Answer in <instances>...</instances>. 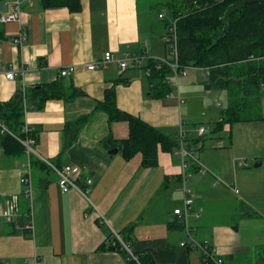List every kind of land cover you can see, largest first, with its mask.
Masks as SVG:
<instances>
[{"label":"crops","instance_id":"1","mask_svg":"<svg viewBox=\"0 0 264 264\" xmlns=\"http://www.w3.org/2000/svg\"><path fill=\"white\" fill-rule=\"evenodd\" d=\"M8 1L0 0V13L7 9ZM80 3L79 12H70L65 7L44 9L40 0H31L22 3L20 22L0 23L4 30L0 101L10 99L22 87L56 80L60 68L76 65L64 82L85 94L70 101L47 100L42 109L25 110L22 119L36 130L32 136L36 153L56 165L79 166V187L85 186L86 179L92 180L87 197L74 189L62 192L56 173L33 154L31 213L35 228L30 234L23 229L29 201L19 182L27 157L6 155L0 147V264H128L121 252L97 248L111 241V228L123 232L130 225L127 242L131 250L148 254L154 264H206L199 248L180 245L187 241L188 233L173 213L183 203L177 147L159 150L153 167H142L140 154L125 160L117 141L128 136L127 122H109L108 115L95 105L113 85L118 108L177 139L190 110L187 99H200L201 104L206 100L207 116L205 112L200 116L215 122L225 107V96L218 92L208 99L209 91L202 96L187 91L185 87L195 86L204 74L203 69L189 68L177 82L179 93L186 98L184 104L178 105L176 98H150L141 66L147 58L168 54L162 40L164 30L150 14L151 6L140 17L136 0ZM21 31L24 40L18 45L14 38ZM107 51L115 59L127 52L141 55L139 63L131 64L140 69L123 70L116 61L104 69L85 68ZM10 69L16 71L14 79L5 77ZM120 78L130 81L124 85L116 81ZM82 115L88 117L78 137L68 144L64 126ZM204 134L197 141L185 133V143L195 147L196 157L210 170L195 169L189 177L193 197L189 235L215 249L226 264H264V119L238 122L231 128L225 125L209 141ZM114 147L117 151L109 153ZM256 159L261 160L260 167L253 166ZM14 195L18 209L7 221L2 216L3 202ZM219 202L224 206L213 211L211 206ZM194 228H201L202 233L195 235Z\"/></svg>","mask_w":264,"mask_h":264},{"label":"trees","instance_id":"2","mask_svg":"<svg viewBox=\"0 0 264 264\" xmlns=\"http://www.w3.org/2000/svg\"><path fill=\"white\" fill-rule=\"evenodd\" d=\"M235 1L237 0H180L178 4H171L168 18L166 15L161 18L164 22L162 40L167 53H171V47L164 36L169 26L175 25L177 69L207 70L208 75L203 76L202 80L205 88L226 90L227 105L222 108L220 119L215 121L214 132H220L225 125L231 128L238 122L264 119L261 113V99L264 96V0L248 3L241 11L232 13L228 31L223 32L221 18L228 4ZM40 4L44 9L65 7L70 12H79L82 7L80 0H40ZM3 37L4 30L0 24V38ZM165 60L171 62L174 57H165ZM141 68L145 74L148 72L146 78L150 98H164L172 91L169 79L173 76V71L167 63L147 58ZM116 81L127 85L130 80L120 78ZM16 94L6 101H0V121L18 137L24 138L32 137L36 131H22L25 110L42 109L50 99L70 101L85 93L76 86L65 84L64 78L58 77L48 83L22 87ZM95 109L104 111L109 122H127L128 136L117 141L125 160L140 154L141 166L153 167L158 163L159 150L173 151L178 146L177 139L118 108L113 85L105 89L103 99L97 102ZM87 117L88 115H82L72 123L65 124L68 144L78 137L79 128ZM0 147L6 155H24L23 145L8 133H0ZM131 232L132 225L117 233L127 242ZM97 249L121 252L128 264H154L152 258L145 253H135L138 262L129 258L112 234L111 241L106 245L101 243Z\"/></svg>","mask_w":264,"mask_h":264},{"label":"built area","instance_id":"3","mask_svg":"<svg viewBox=\"0 0 264 264\" xmlns=\"http://www.w3.org/2000/svg\"><path fill=\"white\" fill-rule=\"evenodd\" d=\"M31 0H9L7 9L0 13V23H8V22H20V16H21V8L23 2H30ZM160 18H164V14H159ZM175 25L172 24L169 26L167 30V34L164 36V40L168 42V45L171 47V54L172 57H174V60L171 62H168L164 58H155L162 60V62L167 63L172 71L173 75L175 76V86L177 88L178 92V77L179 75H185L184 69H177L178 63H177V47H176V29L174 27ZM24 32H19L18 36L14 38V42L16 44H21V42L24 40ZM151 58V57H150ZM113 61H116L118 63V66L125 70L129 64L139 63L141 61V55L138 54H130V53H124L121 58L115 59L113 56V53L111 51H107L104 53V55L95 61H92L88 64H85V68L87 70H94V69H104L109 66V64ZM76 65H69L62 67L58 70V76L65 78L73 73L75 70ZM20 74L23 75V69L19 70ZM148 74V72L146 73ZM14 75H16V71L13 69L7 70L5 72V77L7 79H14ZM208 75L207 70H204L203 76ZM166 98H176L178 105L184 104V100L182 97L178 94L176 96L175 92H169L165 96ZM31 130L30 127L27 125V123H24L22 131L24 133H28V131ZM0 133H8L14 138H16L24 147V154L27 157V160L25 164L23 165L24 171L23 174H21L19 178L20 184L25 187L23 189V195L28 199L29 201V207L30 210L28 212V219L26 223L23 225V229L30 233H34V220L31 213V206H32V182H31V156L33 154L37 155V158L42 160L53 172L56 173L58 178V186L62 192H67L71 189L76 190L84 197H87V194L90 190L89 186L92 183L91 179H86L85 186L79 187L77 184V179L80 175V167L73 164H62V165H56L47 158L42 157L33 148L34 139L30 136H26L24 138L18 137L14 132H11L3 123L0 121ZM198 133L204 134L205 128L203 126H199ZM177 141L178 146L176 148V153L179 156V167H180V181H181V191L183 195L182 199V206L174 208L173 213L176 216L177 220L180 222V224L183 226V229L188 233V239L187 241L181 242V246H185L186 244H190L196 248H199L203 253V260L210 262L212 264H225L223 259L216 255L215 249H213L211 246H209L207 243L204 242H197L195 241L190 235H189V216L191 214V207L193 204V197L191 190L189 189L187 183L189 181V177L192 175V171L195 169H198L199 171H206L210 172V170L200 162V160L196 157V149L194 146H189L185 143V133L183 129L180 127L179 132L177 134ZM228 187H232L231 184H227ZM234 188V187H233ZM237 187L234 188V192H237ZM18 197L16 195L9 197L7 200L3 202V208H2V216L5 220L10 221L13 217V215L16 214L18 209ZM92 204V203H90ZM95 208V206L93 205ZM98 213V218L101 219V222H104L103 216L96 210ZM198 216V214H196ZM111 228V227H110ZM111 234L117 241L118 245L120 246V249L123 250L129 258L135 260L138 262L136 254L131 250L130 245L126 240L122 239L121 236L113 229L111 228Z\"/></svg>","mask_w":264,"mask_h":264},{"label":"rangeland","instance_id":"4","mask_svg":"<svg viewBox=\"0 0 264 264\" xmlns=\"http://www.w3.org/2000/svg\"><path fill=\"white\" fill-rule=\"evenodd\" d=\"M137 2V6H138V10L141 11L140 13V17H143V13L144 11H146L147 8H149L148 6H151V10H150V14L154 15V19L155 22L158 23V25L162 26L163 25V19L158 17V12L164 13L167 18L170 16V12H171V4L175 3L178 4L180 3V0H136ZM168 58H172V54L168 53L167 54ZM128 69H140L139 66H133V65H129L127 67ZM188 69H184V72L187 73ZM190 70V69H189ZM178 78H182V75H179ZM170 83L172 85V92L176 93V96L179 94L182 99L185 101V96L183 97L179 91H177V88L175 86V76H171L170 77ZM179 82V79H178ZM197 84H194L195 86H186L185 89H187V91L192 92L193 94H197L198 96H202L204 95V92L209 91L207 98L210 99L212 96H216L217 93L219 92V94H222L225 96V106L227 105V101H228V97L226 95V90L223 89H211V88H205L204 83L202 82V76H199L196 80ZM180 85H182V81L180 83ZM216 92V93H214ZM216 94V95H214ZM215 100V98H214ZM200 99H195L192 102L187 99V104L189 106L190 104V110L188 111L187 116L185 117V123L183 124V129L185 131V133H187L188 135H192L194 138L198 139L199 138V133H198V128L199 126H203L205 128V130L207 131V133L204 134V137L206 138V141H209L213 138H217L219 132L214 133L213 128L215 126V122L214 121H206V116H207V108H206V100H204V103L201 104ZM261 103L264 105V96L261 99ZM201 112H205L206 116L201 117L200 114ZM261 112L264 114V110L262 108ZM216 120H219L218 118ZM215 120V121H216ZM215 135V136H214ZM191 185L190 183H187ZM231 199V198H230ZM224 205H222L220 202L218 203L217 206H215L213 204V206H211V208L213 209V211H216L217 207H223ZM219 221H221V218H218ZM218 221V222H219ZM197 228L193 229V233L196 235V233H202V229L199 228V230L196 231ZM227 262H229L228 259H226ZM226 263V262H225Z\"/></svg>","mask_w":264,"mask_h":264},{"label":"water","instance_id":"5","mask_svg":"<svg viewBox=\"0 0 264 264\" xmlns=\"http://www.w3.org/2000/svg\"><path fill=\"white\" fill-rule=\"evenodd\" d=\"M260 0H237L233 3L228 4V6L225 9V12L221 18L222 20V24H224L223 27V32H227L228 31V21H229V17L232 13L236 12V11H241V9L243 7H245L248 3H255L258 2ZM16 97H19V94H16ZM117 151V148L114 147L111 150H109V153H115ZM261 160L260 159H256L253 162V166L254 167H260L261 166Z\"/></svg>","mask_w":264,"mask_h":264}]
</instances>
